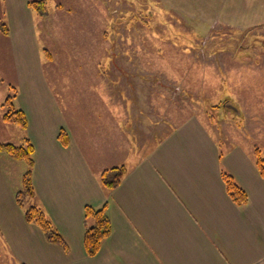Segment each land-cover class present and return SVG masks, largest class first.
Here are the masks:
<instances>
[{
	"label": "crops",
	"instance_id": "0c3cea01",
	"mask_svg": "<svg viewBox=\"0 0 264 264\" xmlns=\"http://www.w3.org/2000/svg\"><path fill=\"white\" fill-rule=\"evenodd\" d=\"M28 3L25 0L23 8L31 11ZM19 26L30 36L26 47L31 56H25L27 85L18 89L13 101L27 119L25 130L18 127L17 139L21 143L26 137L35 147V202L69 249L46 242L37 227L25 222L15 195L26 165L0 152V255L9 258L5 264H264V181L248 144L231 135L228 141L246 150L219 155L216 134L199 119L163 122L161 108L156 111L160 117L152 122L146 115L147 103L138 110L124 103L121 112L117 102L97 100L95 142L80 145L74 134L67 133L63 120L67 114L70 118L78 115L82 102L72 96L73 86L53 85L52 78L59 74L46 70L51 62L44 48L32 46L35 31L24 20ZM14 47L8 45L7 51L15 54ZM41 110L58 121L50 131L53 134L43 132L47 126ZM31 111H37L40 119ZM61 129L69 140L66 147L58 141ZM86 148L92 158L107 152L118 156L110 168L124 166L127 170L119 187L104 192L95 205L98 209L107 204L111 233L103 249L92 257L83 249V210L90 194L85 191L95 181ZM182 159L189 165L181 166ZM223 172L245 191V205L231 201L221 179Z\"/></svg>",
	"mask_w": 264,
	"mask_h": 264
},
{
	"label": "rangeland",
	"instance_id": "374dc122",
	"mask_svg": "<svg viewBox=\"0 0 264 264\" xmlns=\"http://www.w3.org/2000/svg\"><path fill=\"white\" fill-rule=\"evenodd\" d=\"M24 1L0 0V21L9 29L7 36L0 33V119L10 84L24 90L29 78L30 36L19 26L24 20L36 34L32 46L44 48L51 62L46 70L59 74L53 85L73 86L72 96L83 103L78 115L63 120L80 145L95 142V101L117 102L121 112L124 103L135 110L147 103L152 122L161 108L163 122H205L217 136L219 155L243 151L228 141L233 136L249 145L251 156L257 150L264 159V0H41L43 13L25 10ZM8 45L15 46V54ZM41 111L43 132L53 134L58 121ZM31 114L40 119L37 111ZM19 129L0 120V140L19 146ZM87 148L95 181L85 191H90L86 201L96 208L102 194L113 191L102 187L100 175L119 157L107 152L92 158ZM188 165L181 160V166ZM28 203L37 206L35 197ZM7 259L0 255V264Z\"/></svg>",
	"mask_w": 264,
	"mask_h": 264
},
{
	"label": "trees",
	"instance_id": "16d2710c",
	"mask_svg": "<svg viewBox=\"0 0 264 264\" xmlns=\"http://www.w3.org/2000/svg\"><path fill=\"white\" fill-rule=\"evenodd\" d=\"M28 6L35 11L43 13L45 11L44 1H29ZM0 33L7 36L8 26L0 21ZM0 83L2 80L0 79ZM10 93L6 96L1 107L2 122L9 125H15L22 130L27 128V119L25 114L15 108L13 101L18 93L17 88L10 84ZM237 112V110H235ZM58 141L66 147L69 143L64 130H60ZM0 152L5 153L10 159L25 163L26 170L21 178V189L15 195V202L23 210L24 220L27 224L37 227L43 234L46 242L59 246L64 251L69 249L63 237L53 226L50 219L40 207L29 205L28 201L35 197V190L32 183V174L34 168V147L28 138H24L19 146L10 143H0ZM253 158L257 171L264 181V159L260 152L255 150ZM127 170L125 167H113L103 171L100 175V182L104 189L114 190L119 187ZM221 179L225 185V190L231 201L237 206H243L247 203V194L239 187L231 175L226 172L221 173ZM29 199V200H28ZM105 205L96 210L91 206L84 207V235L83 248L87 256L92 257L98 250L101 242L110 235L111 224L106 215Z\"/></svg>",
	"mask_w": 264,
	"mask_h": 264
}]
</instances>
